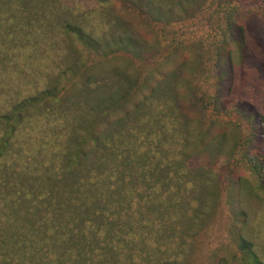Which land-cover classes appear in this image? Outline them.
Here are the masks:
<instances>
[{"label":"rangeland","instance_id":"1","mask_svg":"<svg viewBox=\"0 0 264 264\" xmlns=\"http://www.w3.org/2000/svg\"><path fill=\"white\" fill-rule=\"evenodd\" d=\"M26 1L0 0V139L3 117L37 99L0 157V255L11 264H264V193L243 160L264 159V0ZM66 22L83 37L66 35ZM57 79L62 101L39 103ZM87 79L111 89L94 94L96 114L112 108L114 121L148 98L150 120L136 125L140 153L121 164L125 182L101 206L90 194L95 215L82 222L89 215L58 193L45 202V192ZM108 97L118 104H103Z\"/></svg>","mask_w":264,"mask_h":264},{"label":"trees","instance_id":"2","mask_svg":"<svg viewBox=\"0 0 264 264\" xmlns=\"http://www.w3.org/2000/svg\"><path fill=\"white\" fill-rule=\"evenodd\" d=\"M9 1L10 0H3V3L6 4L7 2L8 4H11L12 2L9 3ZM25 1L26 0H23V2ZM143 4L148 5L150 2H143ZM19 7L20 12L22 13V5H19ZM15 12L16 11H12L11 9L9 12L5 13V15L16 16ZM79 27L80 26L74 25L70 22H66L61 26L66 35L76 34L77 36L83 37L81 33L82 31ZM75 76L77 75L73 73L72 77ZM58 84L59 80L57 79L53 82L51 87L43 90L40 93L41 97L38 102L45 104L50 99L53 101L59 99V102H61V96L59 98L58 93L53 92V89L56 88ZM97 84V81H91L90 79L84 80L81 83L82 90L80 94H84V97H81L82 100L78 99L82 102H76V107L74 108L80 109L81 114L79 113L80 117L76 123V126H74V132L70 134L69 139H66L67 143L64 144V148L61 149L62 151L58 155L61 163L59 164L57 171L55 170L52 173L51 182H53V186L47 188L45 192V202L46 200L52 199L53 193H58L59 195L66 197L67 200L71 201L72 206L75 209L83 211L86 215H89L86 216V219L81 217L84 219L82 222H87L91 218L90 215H95V211L92 212L94 206L91 204L90 194H93L95 191H97V196L93 198V202L94 205L98 204L101 206L104 203V196L111 197L110 194L114 191L116 192L121 187L123 182H125V177L121 176V174L119 175L121 164L123 162H125L126 165L133 164V157L139 158L140 153V149L139 147H136L135 143L136 135L138 134L136 132V125L139 122L148 123L150 120L149 116H145L144 114V111H146L150 106L148 98L138 107H132L129 111L124 112L122 117H117L116 120L112 121V119H110V115L113 113V111L112 108L109 107H112L118 103L116 101V103H112V98L108 97L106 100L103 99L102 103L108 104L109 109L103 110L102 113L101 111H97L99 114H96L95 111L97 108H100V106L98 103H94V94L97 92L110 93L111 90L110 89L109 91L105 92V87L101 86V84ZM36 101L37 99L30 97L27 101H23L19 105L15 106L14 110L16 113L14 114L13 119H11L12 121H6L7 117H3L5 118V123L7 125V131L0 139V157H2L5 153L8 154L9 145L12 138L16 136L17 131L26 121L25 118L28 117L27 114H29L28 110L34 105H32V103ZM91 102L94 103L92 106ZM84 105L86 107H90L89 110L86 111V107ZM138 109L140 112H138ZM88 116H97L98 123L87 122L86 119ZM101 119L103 121L99 123ZM112 123L115 125L126 124L127 126L122 127L119 133L113 136V134L111 135L109 133ZM97 127L103 129L100 131L97 130V132L92 130V128L95 129ZM89 132L90 135H87ZM81 134H83V136ZM122 138H124L123 141H121ZM144 157L146 158V160H144L145 162L141 163L138 167V170L143 178L146 177L148 172L152 170V165L150 164L152 163L151 153L150 158L149 153H146ZM243 160L246 162L245 164L247 168L255 175L259 184V188L264 193V159L257 160L252 158L251 155V157L245 156ZM86 172L87 180L82 182L80 180L81 176ZM93 172H95L97 176H100V178L102 177V182L99 180L96 182L91 181V179L94 178L93 175H91ZM106 176L107 178L104 179ZM114 176H116V180L110 181V179ZM96 185H98V188ZM100 189L101 193L99 195ZM3 243L4 242L0 240V244ZM0 251H4V249L0 248ZM6 253L0 255V264H8L11 260L10 253H8V255H6ZM83 253H80V255L82 256ZM85 260L88 262L87 264H92V258H86Z\"/></svg>","mask_w":264,"mask_h":264}]
</instances>
